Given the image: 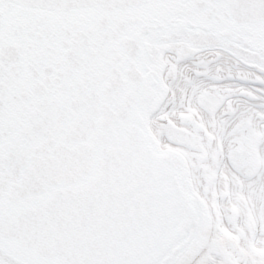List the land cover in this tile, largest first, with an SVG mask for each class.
Instances as JSON below:
<instances>
[{"label": "snow or ice", "instance_id": "6c2138e0", "mask_svg": "<svg viewBox=\"0 0 264 264\" xmlns=\"http://www.w3.org/2000/svg\"><path fill=\"white\" fill-rule=\"evenodd\" d=\"M0 264H264V0H0Z\"/></svg>", "mask_w": 264, "mask_h": 264}]
</instances>
